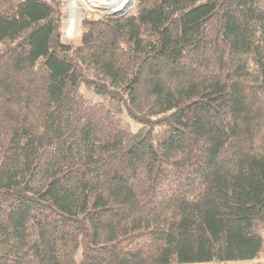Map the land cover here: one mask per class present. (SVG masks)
<instances>
[{
	"label": "trees",
	"instance_id": "obj_1",
	"mask_svg": "<svg viewBox=\"0 0 264 264\" xmlns=\"http://www.w3.org/2000/svg\"><path fill=\"white\" fill-rule=\"evenodd\" d=\"M63 8L0 0V264H261L264 0H136L71 44Z\"/></svg>",
	"mask_w": 264,
	"mask_h": 264
},
{
	"label": "rangeland",
	"instance_id": "obj_2",
	"mask_svg": "<svg viewBox=\"0 0 264 264\" xmlns=\"http://www.w3.org/2000/svg\"><path fill=\"white\" fill-rule=\"evenodd\" d=\"M135 1L136 0H129L127 3H115L104 6L93 5L86 0H64L61 31L62 40L68 44L75 43L77 41L80 34V27L78 34L76 28L80 20L106 18L114 14H130L134 10ZM64 35L69 39L65 38ZM75 35L76 37L74 38ZM262 234L264 237V231ZM254 262L264 264V252L260 259L255 260Z\"/></svg>",
	"mask_w": 264,
	"mask_h": 264
},
{
	"label": "bare ground",
	"instance_id": "obj_3",
	"mask_svg": "<svg viewBox=\"0 0 264 264\" xmlns=\"http://www.w3.org/2000/svg\"><path fill=\"white\" fill-rule=\"evenodd\" d=\"M86 1L89 2L90 4H93V5H104V6H106V5L115 4V3L116 4L117 3H127L129 0H86ZM119 15H121V14H119ZM80 21H79L77 28H76L77 31H78Z\"/></svg>",
	"mask_w": 264,
	"mask_h": 264
},
{
	"label": "water",
	"instance_id": "obj_4",
	"mask_svg": "<svg viewBox=\"0 0 264 264\" xmlns=\"http://www.w3.org/2000/svg\"><path fill=\"white\" fill-rule=\"evenodd\" d=\"M124 15H125V13L124 14H121V15H110L109 17H122Z\"/></svg>",
	"mask_w": 264,
	"mask_h": 264
}]
</instances>
